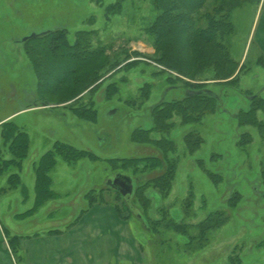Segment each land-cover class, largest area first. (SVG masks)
<instances>
[{
  "label": "rangeland",
  "instance_id": "obj_1",
  "mask_svg": "<svg viewBox=\"0 0 264 264\" xmlns=\"http://www.w3.org/2000/svg\"><path fill=\"white\" fill-rule=\"evenodd\" d=\"M259 3L208 0L199 11L211 12L213 5L229 10L232 29L222 40L235 64L222 79L213 68L187 79L156 59L153 37L145 32L158 12L152 0H13L7 16L0 13V131L3 121L12 120L28 136L21 184L5 190L8 169L0 174V264H60L53 250L59 236L84 233L86 215L97 204L104 206V264H264V56L253 35ZM108 5L114 12L106 14ZM54 26L66 28L69 43L81 30L92 48L101 46L97 79L87 87L76 80L92 65L78 60L70 70L61 49L54 56L50 38L38 36ZM182 80L216 92L218 103L200 122L180 124L173 116L176 125L164 136L174 141L166 155L175 162L174 176L162 196L146 183L164 171V157L163 166L151 169L118 159L161 157L153 144L135 142L131 134L152 126L151 108L160 100L186 95ZM251 104L259 107L256 120L239 122ZM81 106L94 108L96 118H79L74 108ZM190 130L202 139L193 151L183 138ZM55 141L96 157L53 155L45 170L53 196L26 213L34 200L36 162ZM0 156L9 157L5 144ZM117 172L131 177V193L108 185ZM144 184V193L135 191ZM13 235L18 237L11 243Z\"/></svg>",
  "mask_w": 264,
  "mask_h": 264
},
{
  "label": "trees",
  "instance_id": "obj_2",
  "mask_svg": "<svg viewBox=\"0 0 264 264\" xmlns=\"http://www.w3.org/2000/svg\"><path fill=\"white\" fill-rule=\"evenodd\" d=\"M207 1L152 0L154 8L158 12L152 23L145 27L146 34L153 37V46L158 53L156 59L167 69L175 71L179 76L187 79L196 77L199 72L207 68H213L216 79L228 78L234 72L235 63L222 40L223 35L232 29L229 10L224 8V5H213L211 12L200 14L199 11ZM117 5L118 3H116ZM113 10L108 5L105 11L106 14H109L114 12ZM202 16L206 18L205 25L198 24ZM85 33V31H78L76 39L72 43L67 41L66 28L64 27L44 31L38 35L39 37L48 36L50 38L49 46L54 56L56 55V48L61 49L65 57L70 60L67 63L70 70H74V64H77L78 60H84L82 63L84 67H87L88 63L92 65L91 70L87 69L85 73L78 75L79 77L77 76L79 79L77 78L76 81H80L83 88L97 79V70L100 65L99 58L101 57L99 54H102L100 52L101 46L92 48L90 37L85 36ZM33 67L36 66L33 64ZM43 74L44 72H40V80H46V76L43 79ZM173 79L175 78L168 76V80L172 81ZM61 81L62 79L59 78L58 83ZM181 83L185 89L201 90L202 92L185 95L181 99L160 100L151 108L152 126L146 129L136 128L131 134V139L135 142L153 144L160 151L161 157L150 155L118 159L122 161L121 165L141 162L143 163L142 168L149 167V169L163 166L165 160L166 167L164 171L152 179L150 183L149 181L146 183V185L157 188L162 196L169 192L174 176L175 162L166 156L167 152L173 151L174 141L164 136V133H169L176 125L175 120L172 119L173 116H179L180 124L200 122L206 112H213L216 109L218 103V94L205 86L201 84L194 85L186 80H182ZM256 99H258L257 96H251L249 100L254 102ZM255 108L259 107L251 104L247 111L241 112L239 122L256 120ZM74 112L81 119L92 120L96 118V111L90 106L74 108ZM2 123L0 131L2 142L0 145L5 144L9 157L0 156V174L3 169H6L5 171L8 169L6 178L8 184L5 190H12L21 184L18 172L23 159L28 153V136L23 130L17 128L12 120H5ZM152 130L161 133L162 136L155 139L150 138L149 133ZM183 138L189 151L198 148L202 142L199 134L192 130L184 133ZM55 154H59L69 161H75L82 157H88L92 160L96 157L91 151L73 147L62 141H55L52 148L44 151L36 162L37 176L34 182V200L26 213L32 212L34 208L41 206L45 200L53 196L49 187L50 180L46 176L45 170ZM10 167L14 168L10 169ZM144 188L145 184L136 188L135 191L144 193ZM141 198L143 199L144 196L141 195ZM23 214V212H18L20 216ZM17 237L13 235L10 240L11 243Z\"/></svg>",
  "mask_w": 264,
  "mask_h": 264
},
{
  "label": "crops",
  "instance_id": "obj_3",
  "mask_svg": "<svg viewBox=\"0 0 264 264\" xmlns=\"http://www.w3.org/2000/svg\"><path fill=\"white\" fill-rule=\"evenodd\" d=\"M258 9L260 10L256 12V15L259 12L260 23L258 29L255 26L253 35L256 49L264 56V0H261ZM249 37L250 34L248 35V40ZM246 47L247 45L245 44ZM103 215L104 206L97 204L86 215L87 218L84 217L88 220V226L84 233L77 232L76 236L72 234L70 236H66V234L59 236V249L54 248L53 250L54 252L57 251V254L59 253L60 264L66 262V257L70 258L69 264H89L90 262L104 264V221L100 219Z\"/></svg>",
  "mask_w": 264,
  "mask_h": 264
},
{
  "label": "water",
  "instance_id": "obj_4",
  "mask_svg": "<svg viewBox=\"0 0 264 264\" xmlns=\"http://www.w3.org/2000/svg\"><path fill=\"white\" fill-rule=\"evenodd\" d=\"M43 33V32H42ZM38 34H31L29 37H34ZM207 91V90H206ZM201 90L186 89V95H194L201 93ZM251 97V96H250ZM108 185L116 189L122 195H127L132 192V183L129 176L124 174H117L113 180L108 181Z\"/></svg>",
  "mask_w": 264,
  "mask_h": 264
},
{
  "label": "flooded vegetation",
  "instance_id": "obj_5",
  "mask_svg": "<svg viewBox=\"0 0 264 264\" xmlns=\"http://www.w3.org/2000/svg\"><path fill=\"white\" fill-rule=\"evenodd\" d=\"M12 6H13V0H0V13H3L4 16H7V12H9L10 9H12ZM58 28H60V27L54 26V27L46 28V29H44V31H51V30L58 29ZM117 174H124V173L117 172L115 175H117ZM124 175H127V174H124ZM127 176H129V175H127ZM130 179H131V177H130ZM132 191H133V188H132Z\"/></svg>",
  "mask_w": 264,
  "mask_h": 264
}]
</instances>
